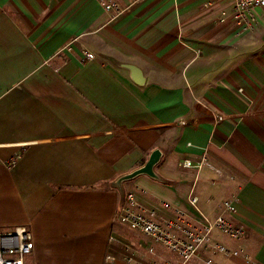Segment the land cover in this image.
I'll return each instance as SVG.
<instances>
[{
	"label": "crops",
	"instance_id": "obj_1",
	"mask_svg": "<svg viewBox=\"0 0 264 264\" xmlns=\"http://www.w3.org/2000/svg\"><path fill=\"white\" fill-rule=\"evenodd\" d=\"M119 1L0 0V229L29 226L26 264H128L156 244L117 219L132 187L165 216L223 213L245 235L215 238L250 261L217 262L264 264V10L243 30L229 0Z\"/></svg>",
	"mask_w": 264,
	"mask_h": 264
},
{
	"label": "built area",
	"instance_id": "obj_2",
	"mask_svg": "<svg viewBox=\"0 0 264 264\" xmlns=\"http://www.w3.org/2000/svg\"><path fill=\"white\" fill-rule=\"evenodd\" d=\"M130 6L146 0H129ZM232 4V18L243 30H250L257 21L256 9L264 10V0H229ZM103 10L112 18L122 15L127 9L119 0H97ZM86 57L92 59L94 53L86 51ZM222 117L218 116V121ZM15 162V160H13ZM211 165L206 157L198 162L183 159L181 166L196 167ZM219 172L220 170L217 169ZM198 198L192 197V203L197 206ZM169 206L168 204H165ZM235 207L226 202L224 212H233ZM117 219L127 227L137 230L150 238L156 244L167 248L178 258L162 256L156 249V244L140 242L127 247L125 261L128 264H220L218 257L228 259L242 256L247 261L250 257L243 249L230 248L215 238V232L239 240L245 235L242 225L234 224L223 213L216 217L202 215L194 218L187 211L174 207L173 216L161 214L157 208L140 201L135 191L130 190L121 203ZM35 248L32 232L28 225H18L8 230L0 229V264H26V259Z\"/></svg>",
	"mask_w": 264,
	"mask_h": 264
},
{
	"label": "water",
	"instance_id": "obj_3",
	"mask_svg": "<svg viewBox=\"0 0 264 264\" xmlns=\"http://www.w3.org/2000/svg\"><path fill=\"white\" fill-rule=\"evenodd\" d=\"M160 156H161L160 150L159 149L154 150L144 166L129 173L128 175L125 176V178H133L136 175L141 174V173H147L149 175H154L153 169L156 163L159 161Z\"/></svg>",
	"mask_w": 264,
	"mask_h": 264
},
{
	"label": "rangeland",
	"instance_id": "obj_4",
	"mask_svg": "<svg viewBox=\"0 0 264 264\" xmlns=\"http://www.w3.org/2000/svg\"><path fill=\"white\" fill-rule=\"evenodd\" d=\"M130 190L135 191L134 188H132V187L128 188L127 187L126 191H125V196H126L127 192ZM156 249H157L158 253L161 254L162 256L169 257V258H175V259L178 258L175 253H173L172 251L168 250L167 248L161 246L160 244H156Z\"/></svg>",
	"mask_w": 264,
	"mask_h": 264
}]
</instances>
